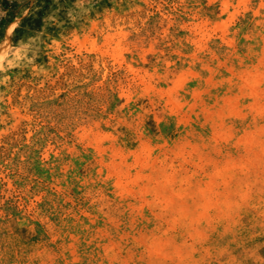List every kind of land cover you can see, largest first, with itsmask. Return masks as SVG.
I'll list each match as a JSON object with an SVG mask.
<instances>
[{"label":"rangeland","instance_id":"rangeland-1","mask_svg":"<svg viewBox=\"0 0 264 264\" xmlns=\"http://www.w3.org/2000/svg\"><path fill=\"white\" fill-rule=\"evenodd\" d=\"M262 25L264 0H0V218L21 225L17 240L53 230L69 154H84L82 175L127 116L161 102L177 111L213 71L207 54L222 64ZM61 204L95 222L77 190Z\"/></svg>","mask_w":264,"mask_h":264},{"label":"clouds","instance_id":"clouds-1","mask_svg":"<svg viewBox=\"0 0 264 264\" xmlns=\"http://www.w3.org/2000/svg\"><path fill=\"white\" fill-rule=\"evenodd\" d=\"M207 56L213 71L177 111L161 102L127 116L117 139L88 150L82 175L84 154H69L51 232L24 243L0 218V264H264V25L222 64ZM74 189L95 222L61 204Z\"/></svg>","mask_w":264,"mask_h":264}]
</instances>
